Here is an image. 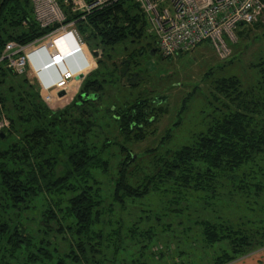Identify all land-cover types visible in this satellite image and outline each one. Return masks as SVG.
<instances>
[{
    "label": "trees",
    "instance_id": "trees-1",
    "mask_svg": "<svg viewBox=\"0 0 264 264\" xmlns=\"http://www.w3.org/2000/svg\"><path fill=\"white\" fill-rule=\"evenodd\" d=\"M76 18L69 15L67 22ZM243 26L249 25L239 28ZM148 27L135 0H120L78 21L77 28L98 67L81 80L70 103L55 110L48 108L29 74L17 75L0 60V103L10 121L5 137L0 136V264L88 262L89 253L124 241L123 221L117 220V227H112L116 211L132 212L146 203L170 218L166 231L181 227L174 237L181 236L184 243H176L180 255L188 247L206 248V252L223 244L209 264H232L264 249V229L253 231L247 222L235 219L232 211L237 208L221 211L225 201L245 208L254 197L264 203V60L252 65L256 76L250 81L236 74H214L218 77L210 80L212 90L197 87L182 99L161 135L158 130L168 113L166 101L139 97L108 110L118 124L113 141L104 138L98 146L89 142L107 82L103 69L107 68L105 59L110 58L106 51L128 43L141 45L136 56L129 58L137 68V56L160 52ZM52 29H41L34 21L31 0H0V58L8 42L28 44ZM129 60L113 63L114 72L119 71L122 82L129 76L130 86H138L143 73L132 72ZM194 102L207 110L199 123L192 118L194 111L184 117ZM182 129L189 136L186 142L175 139L172 147L165 148ZM156 137L161 145L144 151L151 168L143 174L136 165L140 158L128 145ZM60 165L65 168L61 176L57 174ZM43 194L58 197L51 202L46 198L44 227L38 237L22 223H9L8 218L30 210ZM206 211L213 219H202L209 216ZM65 220L70 223L64 225ZM67 228L74 236L69 249L61 252L58 244L67 240Z\"/></svg>",
    "mask_w": 264,
    "mask_h": 264
},
{
    "label": "rangeland",
    "instance_id": "rangeland-1",
    "mask_svg": "<svg viewBox=\"0 0 264 264\" xmlns=\"http://www.w3.org/2000/svg\"><path fill=\"white\" fill-rule=\"evenodd\" d=\"M262 24L258 28L256 26H243L239 28L236 31L237 42L229 44L232 49V55L225 60L220 59L216 51L209 44H203L199 45L190 53L175 56L172 59H163L160 52L156 55H151L150 52L144 55L142 54L135 58L139 63L137 68H135V63L131 62L132 60H129V58L136 56L141 45L128 43L126 46L122 45L115 50L106 51V54L109 55V57H106L110 58L108 60L105 59L107 68L103 69V72L107 73L105 77L107 82L104 84L103 95L99 101V111L95 115L97 127L89 137V142L98 146L104 138H110L113 141L118 133V124L108 110L118 108L126 102H133L139 97L163 98V101H166L164 105L168 108V113L164 116L158 130V134L161 135L168 128L171 121H173L174 115H176L173 111L175 108L178 109L181 106L182 99L197 87L204 92H210L212 90L210 80L214 74L220 76L236 74L244 81L254 79L256 70L252 68V65L264 60V25L262 26ZM126 47L127 49H125ZM95 48L99 47L95 46ZM124 60L131 62L132 72L139 70L143 73V78L139 81L138 86H130L128 80L131 77L129 76L127 77V82L125 80L122 82L119 71L114 72L113 63L119 64ZM231 60L234 61L232 65H230ZM97 67L98 63L96 62L91 72ZM33 77L35 78V76ZM33 77L30 79L31 83L38 86V82L35 80L36 78L34 79ZM216 77L218 76H214L213 78ZM80 83L81 80L75 82L71 86V92H68V96L66 95L65 98H61L59 101L55 100L52 104H47L48 108L55 110L57 107L63 108L70 103L74 95L78 92ZM201 102L197 104L194 102L195 108L192 103L184 117L194 111L195 115L192 118L195 122L198 121L199 123V120L204 115L203 111H207L203 106H200ZM187 126L191 127V124ZM188 137L186 129H182L179 133L176 131V134L168 143H165L164 147H172L175 139H181L180 142L185 143ZM13 139V136L8 137L7 142L9 143ZM160 145V138L157 137L128 145L136 156L140 158L136 162V165L140 166L139 168L143 174H146L151 168V164H149L150 158L143 156L144 151L149 147H158ZM111 150L115 153L118 152L116 147L111 148ZM64 169L63 165H60L57 168V174L59 176L63 175ZM67 195L73 196L74 193ZM57 197L58 195L47 196V194L39 196L38 198L40 199L32 205L30 210H25L19 216H11L10 220L8 218L9 223L11 225L22 223L30 232L38 237L40 229L44 227L42 221L44 219V211L47 208L45 200L49 199V202H51L52 199L56 200ZM152 204L155 205L157 202L154 201ZM232 204L227 203V201L223 202L222 213L231 212L232 210H229V207H232L231 209L237 208L236 211H232L235 219L239 218V221L247 222L253 231L264 229V203L254 197L249 199L248 203L245 204L247 208L242 207L241 204L236 202ZM149 210L153 211L151 205L146 203L143 206L135 207L132 212L116 211L112 218V227H117V220L121 219L123 221L124 241L120 243L111 242L108 246L104 245L101 247L100 252L89 253L88 262L82 261L81 264H178L180 260H183L181 264H209L210 262L212 263L211 259L213 260L223 247V244H221L210 248L206 252H203V249L206 248L188 247L187 249L185 248V255H180L176 243H184L181 241V236H177V239L174 237L182 231L181 227L175 226L172 230L166 231L165 226L167 224L165 222L167 223L170 218L168 216H160L161 214H157V210L152 213ZM206 213L209 216L202 215V219H213V214L209 211H206ZM155 216H158L161 220L157 221ZM69 223V220L63 221L64 225H68ZM188 223L186 222L184 227ZM129 234L131 237H128ZM65 235L67 236V240H62L58 244L61 252L69 249L74 233L67 228ZM76 238L77 236L75 235V240ZM244 258L256 259L262 261V264H264V249L258 250ZM241 259L236 262L239 263ZM249 260L244 262V264H249ZM236 262L232 264H237Z\"/></svg>",
    "mask_w": 264,
    "mask_h": 264
},
{
    "label": "built area",
    "instance_id": "built-area-1",
    "mask_svg": "<svg viewBox=\"0 0 264 264\" xmlns=\"http://www.w3.org/2000/svg\"><path fill=\"white\" fill-rule=\"evenodd\" d=\"M34 21L41 29L53 28L42 38L28 44L8 42L0 60L17 75L45 73L51 80L40 84L46 104L59 101L60 92H70L76 76L86 75L96 62L77 28L95 10L120 0H31ZM146 16L148 32L164 57L195 50L209 44L222 60L232 55L230 43L237 42L240 25L264 23V0H135ZM77 18L68 21V16ZM29 20L24 22L28 26ZM85 54L90 64L77 62ZM87 53L89 56H87ZM56 73V75H55ZM10 127L0 103V133Z\"/></svg>",
    "mask_w": 264,
    "mask_h": 264
},
{
    "label": "clouds",
    "instance_id": "clouds-1",
    "mask_svg": "<svg viewBox=\"0 0 264 264\" xmlns=\"http://www.w3.org/2000/svg\"><path fill=\"white\" fill-rule=\"evenodd\" d=\"M76 59H77V62L78 63H81V62H79V59H82V61H83V64L85 63H87L88 65L90 64V62H89V60L87 59V57L85 56V54H83V52H82V54H80L78 57H76ZM94 65H96V62L92 65V68H93V66ZM92 68H91V70H92ZM91 70H90V72H91ZM89 72V73H90ZM88 73V74H89ZM88 74H86L85 76H87ZM35 78L38 80V82L40 83V84H42L45 80H51V79H55V78H50L47 74H45V73H41V74H37L36 76H35ZM78 82V81H77ZM41 86V85H40Z\"/></svg>",
    "mask_w": 264,
    "mask_h": 264
},
{
    "label": "crops",
    "instance_id": "crops-1",
    "mask_svg": "<svg viewBox=\"0 0 264 264\" xmlns=\"http://www.w3.org/2000/svg\"><path fill=\"white\" fill-rule=\"evenodd\" d=\"M87 56H89V54L87 53ZM79 62H81V64H83V61H82V59H79ZM89 73V72H88ZM87 73V74H88ZM30 76V75H29ZM30 77H33V76H30ZM34 78V77H33ZM35 79V78H34ZM37 82H38V80L37 79H35ZM81 83H82V81H81ZM81 83H80V85H81ZM38 86L40 87V83L38 82ZM40 89H41V87H40ZM250 259V260H249ZM249 259H246V258H242L241 260H240V262L239 263H237V264H244V262H246L247 260H249V264H262L263 262L262 261H259V260H256V259H252V258H249Z\"/></svg>",
    "mask_w": 264,
    "mask_h": 264
},
{
    "label": "water",
    "instance_id": "water-1",
    "mask_svg": "<svg viewBox=\"0 0 264 264\" xmlns=\"http://www.w3.org/2000/svg\"><path fill=\"white\" fill-rule=\"evenodd\" d=\"M84 77H85L84 74H80V75L76 76V80H77V81L82 80V79H84ZM65 94H66V93L62 91V92L59 93V96L62 97V96H65ZM162 99H163V98H162ZM0 136H1L2 138H4V137H5V133L1 132V133H0Z\"/></svg>",
    "mask_w": 264,
    "mask_h": 264
},
{
    "label": "flooded vegetation",
    "instance_id": "flooded-vegetation-1",
    "mask_svg": "<svg viewBox=\"0 0 264 264\" xmlns=\"http://www.w3.org/2000/svg\"><path fill=\"white\" fill-rule=\"evenodd\" d=\"M155 53H157V52H155Z\"/></svg>",
    "mask_w": 264,
    "mask_h": 264
}]
</instances>
